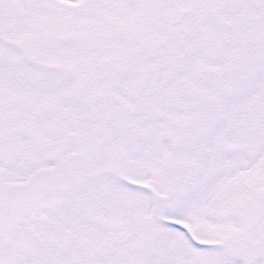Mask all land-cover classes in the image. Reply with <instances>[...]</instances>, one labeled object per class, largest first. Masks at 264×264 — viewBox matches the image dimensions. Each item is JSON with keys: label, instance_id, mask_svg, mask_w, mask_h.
I'll use <instances>...</instances> for the list:
<instances>
[{"label": "snow or ice", "instance_id": "6c2138e0", "mask_svg": "<svg viewBox=\"0 0 264 264\" xmlns=\"http://www.w3.org/2000/svg\"><path fill=\"white\" fill-rule=\"evenodd\" d=\"M0 264H264V0H0Z\"/></svg>", "mask_w": 264, "mask_h": 264}]
</instances>
